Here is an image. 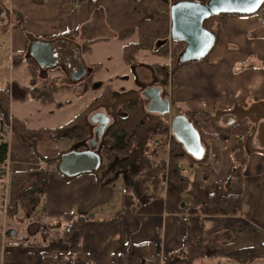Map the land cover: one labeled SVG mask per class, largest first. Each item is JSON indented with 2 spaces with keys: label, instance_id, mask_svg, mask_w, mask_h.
I'll return each instance as SVG.
<instances>
[{
  "label": "crops",
  "instance_id": "obj_1",
  "mask_svg": "<svg viewBox=\"0 0 264 264\" xmlns=\"http://www.w3.org/2000/svg\"><path fill=\"white\" fill-rule=\"evenodd\" d=\"M78 1L82 3L72 10ZM92 1L94 0H0L3 10L0 21V51L6 48L3 52L4 58L11 63L16 62L20 69L27 70V78L22 84L17 83L20 89H13L23 99L20 102L11 101L10 114L24 122L30 130L24 134L26 140L23 141L34 142V149L30 151L29 146L19 138L13 136L9 139L8 174L38 169L44 166L40 158L57 157L73 149L75 143L69 138L62 136L58 140L53 134L43 133L40 129L66 126L80 111L63 126L53 127L45 121L53 112L63 111L69 104L74 103L77 106L76 101H81L82 95L85 96L88 91L86 89L82 94L78 91L72 94L71 87H61V91L55 96L56 103L49 106L36 101L34 96L29 95L26 98L22 92L23 87L43 88L44 91L47 83L52 81L49 72L42 71L37 83L32 80L27 63L23 64L29 47L27 35L45 40L75 32L74 37L70 38L71 41L60 39L55 42L63 41V44L75 49L81 57L87 55L94 59L92 69L95 65H101L96 78L109 74L113 78L109 82L114 80V85L119 82V78L126 81L127 77L117 75L121 68L108 63L114 62L109 57L115 56L119 65H125L122 60L123 43L107 25L104 11H89V2ZM169 1L173 5L175 1L182 0ZM258 16L260 14L228 16L225 26L220 30L219 43L213 47L209 58L179 69L170 80L171 89H174L171 92L172 101L189 109L196 116L200 129L206 134H217V128L226 130L228 126L224 124V120L227 116L236 119L234 124L242 119L253 120L257 127L255 135L245 139L244 147L247 150L248 146L253 154L250 156L244 182L237 186L238 190L235 192L244 201L242 214L236 217L195 216L191 219L192 235L204 238V245L207 244L203 248L205 257L200 258L198 264H264V148L258 139L259 124L264 123V26L259 25ZM19 21L22 22L23 29L15 27ZM57 50L60 52V48ZM142 56L149 57V65L164 61L150 52H143ZM166 62L171 66L173 59L170 57ZM248 62L254 63L256 69H248ZM140 63L133 67L135 73L145 74L150 79L148 83L151 82L153 71L148 67L142 69ZM26 81L28 85L25 84ZM103 86L104 83L92 90L93 98L88 103L102 92ZM63 94L77 97L73 101L67 96H61ZM60 97L64 101H59ZM45 98L47 97L43 99ZM60 108L63 110H59ZM43 113L47 115L38 125H30L38 116H43ZM93 126L95 130L96 126ZM237 143L236 137L229 141L218 138L210 140V158L217 159V169L204 175L202 169L194 168L193 180L204 186L228 179L233 165L231 152ZM113 164H107L108 169ZM125 169L127 173L137 170H132L130 166ZM113 175L107 174L105 182L103 176L83 175L66 184L61 177L53 174L46 200L47 212L55 214L76 211L96 218L87 223L84 240L85 253L96 256L92 264H163L169 253L179 252L182 248L185 228L175 217L166 213V199L163 195L139 209H127L125 181L121 194L120 189L113 193L107 187ZM203 178L206 183H202ZM18 217H21L17 223L21 238L18 243L10 242L14 246L7 247L8 229L4 224L0 228V264H42L45 253L68 254V248L61 241L60 233L49 229V219L46 216V222L42 221V217L39 223L25 219L23 213ZM147 243L156 245L159 261L130 256L115 259L125 252L129 244ZM223 245L224 249L221 250ZM4 246L7 247L5 250ZM201 247H198L199 250H202ZM51 264L67 263L55 260Z\"/></svg>",
  "mask_w": 264,
  "mask_h": 264
},
{
  "label": "trees",
  "instance_id": "obj_2",
  "mask_svg": "<svg viewBox=\"0 0 264 264\" xmlns=\"http://www.w3.org/2000/svg\"><path fill=\"white\" fill-rule=\"evenodd\" d=\"M69 1L67 0V2ZM193 1L206 5L210 0ZM177 2L179 1H175L174 4ZM77 3L80 5L82 1ZM170 7L169 0H94L89 2L91 13L98 10L104 11L107 25L117 35L118 40L123 43L122 60L126 66L132 68L138 66L139 58L143 52H150L164 60L162 63L148 66V68L153 70V86L161 87L165 96L169 94L168 90L173 74L191 63L198 62L190 60L182 63L181 56L185 49V45L182 43L177 44L181 50L173 51L171 54L173 58L171 66L166 62L170 55ZM263 10L264 5L261 11ZM228 16L234 15L214 16L204 24L205 28L213 35V47L219 43V33L225 26ZM15 27L23 29L22 22L19 21ZM74 35L75 32H70L63 37L46 38L45 40L33 38L31 35H27V38L28 43L31 42V39L54 43L60 39L71 41L70 38ZM209 56L201 61L207 60ZM24 63L28 65L32 80L37 82L41 72L45 71L30 56ZM100 67L101 65H95L93 77L98 74ZM246 67L256 69L257 66L248 62ZM113 82L115 81L103 86L102 92L66 126L57 129H40V131L53 134L58 140L62 136L69 138L80 150H84L94 135V126L90 121V116L102 109L109 112L112 123L105 132L100 154L105 163L111 162L114 154H117L119 159H126L132 154L138 156L137 170L128 172L126 176L125 206L127 209H139L153 203L160 195H163L160 188L166 176V155L163 158L160 150L152 147V142L165 139L169 128L161 117L148 113L147 104L142 97L123 105H115L116 93ZM13 89L15 91L20 88L15 84L13 88L7 87L0 90V108L6 114L7 121L11 117V101L23 99L19 93H14ZM59 91H61V87L52 81L47 83L44 91L43 88L33 89L29 86L22 88L26 98L29 95L34 96L36 101L46 106L56 103L55 96ZM45 96L47 98L43 99ZM174 108L194 124L208 151L204 160L196 161L186 153L182 145L173 139L171 156L168 159L166 213L175 217L185 227V237L180 251L169 253L163 260V264H198L197 261L205 257L203 248L207 247V244L204 245L206 240L194 237L190 224L184 222L182 217L185 214L192 217H236L242 214L244 201L235 192L238 190L237 186L244 182L250 162V155L247 154L244 147L245 139L254 136L257 127L249 119H242L238 123L228 126L226 130L217 128V134L209 135L200 129L196 116L189 109L177 104H174ZM28 132L30 130L24 122L13 118L14 135L21 137ZM233 137L237 138L238 143L231 152L233 165L229 178L204 186L195 182L187 171L209 161V141L213 138L229 141ZM8 141V136L0 133V212H5L7 221L14 220L21 213L25 219L33 218L35 223H39L44 215L49 219V229L57 230L60 233V239L68 248V254L49 255L45 253L42 256V264H51L55 260L67 264H92L96 256L85 253L84 240L87 223L96 218L79 214L76 211L55 214L47 212L46 200L50 178L53 174H60L58 171L60 156L40 158L44 166L38 169L8 174ZM147 188L150 189V192L147 191ZM191 203L193 207H189ZM16 233L17 231H15V235ZM199 246H202V250H199ZM220 248L223 250L224 245ZM124 256L141 260L147 258L160 260L157 255V247L152 243L129 244L125 252L116 256L115 259L120 260Z\"/></svg>",
  "mask_w": 264,
  "mask_h": 264
},
{
  "label": "water",
  "instance_id": "obj_3",
  "mask_svg": "<svg viewBox=\"0 0 264 264\" xmlns=\"http://www.w3.org/2000/svg\"><path fill=\"white\" fill-rule=\"evenodd\" d=\"M264 5V0H210L204 5L193 0H182L170 7V39L185 45L183 61H201L209 56L213 47V35L205 28L207 20L221 14L251 16L257 14ZM60 46L63 58L61 61L69 72L71 78L79 81L83 78L85 70H70L71 60H80L76 50L70 49L63 42H54ZM49 42L35 41L30 47V57L42 70H50L58 66V62L51 63ZM65 45V46H64ZM72 50V52L70 51ZM70 53V54H69ZM143 96L149 101L148 112L162 116L165 121L171 123L173 135L181 144L186 153L196 161L204 160L206 148L203 144L199 131L185 115H178L172 108L171 101L163 98L160 88L147 89ZM126 99V98H125ZM127 100H119L116 97L115 105ZM91 121L97 126L95 137L88 143V149L79 151L72 149L59 157L58 171L67 178H76L83 175H93L99 172L102 166V157L99 153V144L102 142L107 128L111 124V118L105 113H96ZM236 122L233 116H227L224 124L233 125ZM258 139L264 148V123L258 127ZM184 206V204H183ZM7 237L12 238L15 230H9Z\"/></svg>",
  "mask_w": 264,
  "mask_h": 264
},
{
  "label": "rangeland",
  "instance_id": "obj_4",
  "mask_svg": "<svg viewBox=\"0 0 264 264\" xmlns=\"http://www.w3.org/2000/svg\"><path fill=\"white\" fill-rule=\"evenodd\" d=\"M2 13H3V10H2V7L0 6V14H2ZM1 39H3V36ZM34 42H35V40L31 39V42L29 43V47H28L29 51L27 52L26 57L30 56V47ZM49 47H50V49H49L50 57H48L49 61L51 63L58 62V64H59L58 66L52 67L50 70H47V72H49V75L51 77L52 82L56 83L60 87H71V89L73 91L72 94L77 93V91H78V93L82 94L86 89L88 90V91H86L85 96L82 95L81 101H80V99H78V101H76L77 106H75L74 103L69 104L65 108V110H63V108H60L59 110H63V111H56V112H53L51 115L48 116V119H46L45 123L47 125H53V127H58V126L65 125L75 115V113L84 109L87 106L88 102L91 100V98H93L94 93L92 92L91 84L94 82L91 83L88 80V77H89V72L92 69L91 66L93 64L92 61L94 59H92L91 57H87V55H83L80 60H74V59L71 60V64L69 67L71 71L72 70L77 71L78 69L84 68L86 73H84V77L81 81H75L73 79L70 80L69 79V75H70L69 72L67 71V69L64 66H62V64H60L64 58L61 56V54H59V51L57 50L58 48H60V46L51 44V46H49ZM5 49L6 48H4L2 51H0V90H4L7 87L13 88L14 85L17 83L22 84L24 79L27 78V76H25L27 74L26 68L20 69L18 67L19 65H17L16 62L11 63L4 58L3 52ZM170 57L172 58L171 55H169L168 58H170ZM148 58L149 57L142 56L139 59V63L141 62L142 64L141 63L140 64L143 66L142 69H145L146 67H148L149 63L151 62L148 60ZM112 59H114V62H108V63L115 64L116 66L121 68V71H118L117 75H119L121 77H127L128 78L126 81L120 80L118 83H116L114 85L117 89H119L120 93H121L120 90H122L121 87H123V86H125L127 88L126 90H130L132 92H139V91H142L145 89L144 88L145 83L148 82V80H150V79L146 78L145 74L135 73L134 68H129V67L123 65L122 63H121V65H119V63L115 61V60H117V58H115V56L109 57V60H112ZM155 64H158V63H155ZM155 64H152L149 66H153ZM94 79H96L95 82L97 84L100 85V84L104 83V86H105L113 78H110L109 74H107V75H104L102 77L98 76L97 78H94ZM127 81L129 83L125 84V82H127ZM25 84L28 85V82L26 81ZM90 89H91V91H90ZM168 92H174L173 87L171 89V83H170V87H169ZM61 96H67L70 99H73V101L75 100L74 98L77 97L76 95L71 97L70 95H67V94H63ZM59 101H64V99H62L60 97ZM16 102H20V101H16ZM18 105L20 106V103H18ZM102 111L103 110H99V112H102ZM18 113L21 114V112H18ZM46 115L47 114H44L43 116L42 115L38 116L35 121L30 122V125H33V126L38 125L40 120H43ZM152 115H155V114H152ZM250 121L254 123L253 120H250ZM14 136H15V138H19V140H21L24 144L29 146L28 149L30 151H33L32 148L34 149V142L23 141V139L26 140V137L24 135H22L21 137L19 135H14ZM15 148H16V146H15ZM73 148H76L75 144H74ZM160 153H161V156L164 158L165 157V149L161 148ZM247 154L250 156L253 154V152L248 148V146H247ZM114 158H116L115 161H114ZM216 160L217 159H215V158H213V159L210 158L207 163L199 166L198 169H202L204 175H207L210 172H214L217 169ZM18 161L19 160H17V162ZM114 162H116V163L113 164ZM137 162H138V156L135 154H132L131 156L127 157L126 159H119L118 155L114 154L112 161H111V163L113 164L111 166V168L108 169L107 163L103 162L99 172L96 174H93V176H97V175L103 176V180L105 182L106 181L105 176L107 174H110V175L114 174L111 181L107 184V187L113 193L116 190L120 189L121 191L119 194H121V192L123 193L124 181H126V176H127L126 174H128L127 170L125 168L128 165H137ZM168 163L169 162L167 161V164ZM119 168H123L125 170L122 169V170L117 171V169H119ZM187 173L190 175V177H192V179H195L194 178L195 172L192 173V170H188ZM54 175L61 177L66 184H70L75 179V178H67V177L63 176L61 173L60 174H54ZM78 177H80V176H78ZM78 177H76V178H78ZM202 183H206V181H204V178H203ZM119 194L117 193V196H119ZM44 217L42 219L43 222L45 221ZM19 218H21V217H17L14 220L10 219L9 221H7L5 218V215L3 213H0V228L4 224L6 229L17 231L16 235H14V237H12L13 238L12 240H10L11 238L7 239V242L9 243V245L7 246L8 248L11 246H14V245H11L10 242L18 243V240H20V238H21V230H20L19 226L17 225ZM29 221H34V219L32 218ZM31 241L34 242L35 240H31ZM7 247L4 246V250ZM0 248H1V245H0Z\"/></svg>",
  "mask_w": 264,
  "mask_h": 264
},
{
  "label": "flooded vegetation",
  "instance_id": "obj_5",
  "mask_svg": "<svg viewBox=\"0 0 264 264\" xmlns=\"http://www.w3.org/2000/svg\"><path fill=\"white\" fill-rule=\"evenodd\" d=\"M1 16H2V14L0 15V21H1ZM35 41H37V40H35ZM63 42V41H62ZM181 50V47H179L178 46V48H177V51H180ZM81 57V56H80ZM183 57H184V54H183V56H181V60H182V63H183ZM27 58V57H26ZM61 64V63H60ZM92 67V66H91ZM80 69H78L77 71H79ZM45 71V73L47 72V70H44ZM153 71V70H152ZM86 73V72H85ZM84 77V76H83ZM94 78H96V75L93 77V69H91V71L89 72V77H88V80L92 83V82H94V83H92L91 84V88H96V87H98L99 86V84H97L96 82H95V79ZM69 79L70 80H72V78H71V76L69 75ZM83 79V78H82ZM81 79V80H82ZM128 78H126V80H127ZM81 80H79V81H81ZM120 80H123V78H119V81ZM153 82H154V77H153V80H151V82H146L145 83V89L144 90H142V91H139V92H132V91H130V90H126L127 88L125 87V86H123V87H121L122 88V90H120L121 91V93L119 92V89L116 91V88H115V93H116V97L117 98H119V100L121 101V100H127V101H124L123 103H121V104H119V105H123V104H125L126 102H129V101H136V100H138V99H140L141 97L145 100V102H146V104H147V111H148V105H149V101L143 96V93L147 90V89H149V88H152V87H157V88H160V90H161V93H162V97L165 99V98H168V99H170V101H171V106H172V108H174V102L172 101V97H171V92H169V94H168V96H165V94H164V92H163V89L161 88V87H158V86H153ZM100 85H102V84H100ZM129 89V88H128ZM126 98V99H125ZM116 102V101H115ZM174 103V104H173ZM175 109V108H174ZM103 110V109H102ZM176 110V109H175ZM96 113H105L107 116H109L110 117V114H109V112H107L106 110H103L102 112H95L94 114H96ZM149 113V112H148ZM176 113L178 114V115H181V114H179L178 113V111L176 110ZM93 114V115H94ZM150 114V113H149ZM92 115V116H93ZM156 116H159V117H161V119H162V121H164L167 125H168V128H169V131H168V135H167V137L165 138V139H158V140H154L153 142H152V147L153 148H158L159 150L161 149V148H164L166 151H165V155H166V160L167 159H169V157L171 156V146H172V142H173V139H175L176 140V138H175V136L173 135V131H172V128H171V123L170 122H167V121H165V119L162 117V116H160V115H157V114H155ZM91 116V117H92ZM111 118V117H110ZM111 120H112V118H111ZM236 120V119H235ZM111 123H112V121H111ZM262 124V123H261ZM111 125V124H110ZM260 125V124H259ZM96 126V125H95ZM231 126V125H230ZM96 128H97V126H96ZM96 128H95V130H96ZM95 130H94V135H93V138L92 139H90L89 141H88V143L91 141V140H93L94 139V137H95ZM105 136V135H104ZM103 140H104V138H103ZM103 140H102V142L99 144V153L101 152V146H102V143H103ZM169 140H170V147H169ZM177 141V140H176ZM156 143L158 144V146H156ZM181 145V144H180ZM78 148V149H77ZM73 149H77V150H79V151H83V150H80V148L79 147H77V145H76V148H73ZM86 149H88V146H87V148ZM86 149H84V150H86ZM72 150V149H71ZM70 151V150H69ZM102 157V156H101ZM102 161H103V159H102ZM110 163V162H109ZM109 163H107V164H109ZM128 166H130L131 168H132V170L133 169H136L137 167H136V165H128ZM167 167H166V172H167V169H168V165H166Z\"/></svg>",
  "mask_w": 264,
  "mask_h": 264
},
{
  "label": "built area",
  "instance_id": "obj_6",
  "mask_svg": "<svg viewBox=\"0 0 264 264\" xmlns=\"http://www.w3.org/2000/svg\"><path fill=\"white\" fill-rule=\"evenodd\" d=\"M72 1H74V0H72ZM77 8H78V3L74 4V7L71 9L73 10V9H77ZM258 23H259V25L264 26V10L262 12H260V16H258ZM176 47H177V44L170 41V51L172 52ZM0 133L7 135L9 139H11L14 136V134H13V117H10L9 121H7L6 114L3 112V110L1 108H0ZM156 146H158L157 143H156ZM169 147H170V140H169ZM168 169H169V166H168ZM168 169L166 172L165 181L163 182V184L161 185V188H160V192L163 194L164 199H166L165 194H166L167 186H168ZM147 191L150 192V189L147 188ZM189 207H193L192 203L189 204ZM182 218H183L184 222L189 223V224L191 223L192 216L185 214V215H183Z\"/></svg>",
  "mask_w": 264,
  "mask_h": 264
}]
</instances>
